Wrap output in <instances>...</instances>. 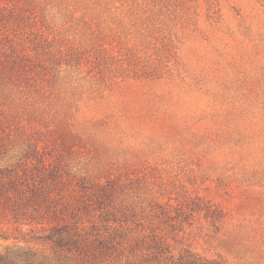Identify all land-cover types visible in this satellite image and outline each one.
Segmentation results:
<instances>
[{"label": "rangeland", "instance_id": "obj_1", "mask_svg": "<svg viewBox=\"0 0 264 264\" xmlns=\"http://www.w3.org/2000/svg\"><path fill=\"white\" fill-rule=\"evenodd\" d=\"M16 6L0 19V56L20 64L0 79V163L58 168L93 206L101 184L151 208L184 263L264 264V0ZM14 244L53 255L32 239L0 252Z\"/></svg>", "mask_w": 264, "mask_h": 264}, {"label": "trees", "instance_id": "obj_2", "mask_svg": "<svg viewBox=\"0 0 264 264\" xmlns=\"http://www.w3.org/2000/svg\"><path fill=\"white\" fill-rule=\"evenodd\" d=\"M16 3L0 0V19L19 18L24 11L16 10ZM12 53L9 58L0 56L3 81L19 69V54ZM66 186L59 169H48L45 163L40 167L28 161L0 163V239L39 240L48 243L53 253L50 257L29 246L7 245L0 252V264H97L122 258L126 264H136L133 258L137 264H190L182 261L183 255L170 253L169 243L149 220L151 208L116 206L112 189L101 184L87 192L96 203L93 206ZM10 230L21 236H11Z\"/></svg>", "mask_w": 264, "mask_h": 264}]
</instances>
